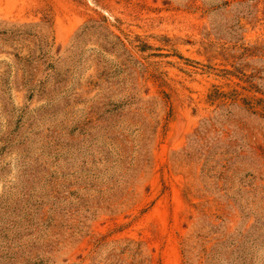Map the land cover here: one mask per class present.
Returning <instances> with one entry per match:
<instances>
[{
  "label": "rangeland",
  "instance_id": "rangeland-1",
  "mask_svg": "<svg viewBox=\"0 0 264 264\" xmlns=\"http://www.w3.org/2000/svg\"><path fill=\"white\" fill-rule=\"evenodd\" d=\"M0 264H264V0H0Z\"/></svg>",
  "mask_w": 264,
  "mask_h": 264
}]
</instances>
